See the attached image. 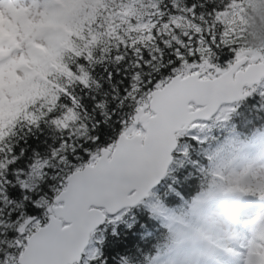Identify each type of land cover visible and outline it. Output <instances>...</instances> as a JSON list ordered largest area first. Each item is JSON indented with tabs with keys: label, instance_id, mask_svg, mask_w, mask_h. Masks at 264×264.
Listing matches in <instances>:
<instances>
[{
	"label": "snow or ice",
	"instance_id": "1",
	"mask_svg": "<svg viewBox=\"0 0 264 264\" xmlns=\"http://www.w3.org/2000/svg\"><path fill=\"white\" fill-rule=\"evenodd\" d=\"M25 2L39 19L8 56L0 28V88L7 60L33 100L0 91V264H199L179 244L205 193L183 189L242 150V128L264 157L246 0H93L81 19Z\"/></svg>",
	"mask_w": 264,
	"mask_h": 264
},
{
	"label": "rangeland",
	"instance_id": "2",
	"mask_svg": "<svg viewBox=\"0 0 264 264\" xmlns=\"http://www.w3.org/2000/svg\"><path fill=\"white\" fill-rule=\"evenodd\" d=\"M80 0H65L63 3L55 4L52 11L59 10L67 18L65 11L66 5L74 6ZM9 18H3L0 21V28L4 29L3 40L4 56H8L11 41L9 34L12 37L24 40L32 30L34 23L33 18L39 19L36 15L34 7L26 6V3H17L9 6ZM27 15V17H26ZM68 19V18H67ZM29 26L31 28H29ZM19 31L22 32L19 35ZM15 60L16 57H11ZM14 65L5 61V73L3 77L2 91L3 98L7 104H14L23 100V87L26 82H21L15 79L12 74ZM13 99L15 102L13 103ZM262 149L259 144H248L243 148V158L234 163L233 168H227L226 177L238 181L242 185L241 189L220 188L216 191L207 192L202 198L214 197L212 206H209L204 212L198 211L195 219L184 230L185 235L181 238L179 249L182 254L187 255L192 253L193 258L197 260L202 257L204 262L199 264H263L264 262V226L261 222L264 221V157L261 155ZM246 189H251L255 194H249ZM219 201H226L219 202ZM258 206L261 209L256 214L250 215L247 219L239 213L238 204ZM245 202V203H243ZM226 210H231L232 213L227 215ZM219 216L227 219L224 227L219 226ZM222 231V232H221ZM234 234V237H231ZM226 237L230 239L225 241L226 247L223 245L220 238ZM202 243H210L217 246L220 252L217 256H211L203 251H197V245ZM224 244V242H223ZM194 248V249H193ZM222 250V251H221ZM211 256V257H210ZM226 258L223 260L222 258ZM223 260V261H222ZM227 261V263H226Z\"/></svg>",
	"mask_w": 264,
	"mask_h": 264
},
{
	"label": "trees",
	"instance_id": "3",
	"mask_svg": "<svg viewBox=\"0 0 264 264\" xmlns=\"http://www.w3.org/2000/svg\"><path fill=\"white\" fill-rule=\"evenodd\" d=\"M93 0H80L78 3H76L74 6L67 5V12L69 15V19H81L85 15H89L92 13L93 9L90 7ZM131 2V0H130ZM247 5V19H246V28H247V34H246V40H245V47L247 50L251 52L259 51L261 49H264V0H246ZM87 9V11H86ZM145 13V9L143 7L139 8H130L129 14L130 15H143ZM97 15H99L98 12H96ZM101 19H104V17H101ZM23 91L25 92L23 94V100H20L14 104H7L6 106H10L13 109L18 108L21 111L33 100L26 99L25 96L27 93L31 91V88L29 84L27 83L25 87H23ZM38 97H33V99H36ZM9 117L6 115L5 119H8ZM254 127L264 128V123L254 125ZM242 131V140H244V143L247 142L248 134ZM251 131V130H249ZM224 133L217 129L216 131V140L210 141L212 147H216V145L223 144V137ZM239 148L241 147L238 146ZM236 151L233 149H230L227 146L223 147V150L218 158V161H213V167L208 170V173L203 177H197L196 180H194L192 183L188 184L184 189V194L186 197L191 199L198 191V189L202 192H207L210 190H214L221 186L223 183L229 184L231 182L228 179L227 182L224 178V173L222 170V165L226 166L229 165L230 162H232V155ZM239 156V154L237 153ZM227 160V161H226ZM222 174L223 177H218L217 173ZM236 183V182H234ZM163 238H165V234L161 232L159 229L153 230V236L152 241L159 242ZM168 243L171 245L177 241V235L176 233H173L167 237Z\"/></svg>",
	"mask_w": 264,
	"mask_h": 264
},
{
	"label": "bare ground",
	"instance_id": "4",
	"mask_svg": "<svg viewBox=\"0 0 264 264\" xmlns=\"http://www.w3.org/2000/svg\"><path fill=\"white\" fill-rule=\"evenodd\" d=\"M9 15H10V10H9V7H7L6 5H4V4H2V5H0V21L3 19V18H6V19H8L9 18ZM26 17H27V15H26ZM33 20L34 21H36V20H38L36 17L35 18H33ZM29 25L31 26V25H33V23L31 22V21H29ZM29 26V28H31ZM21 33L22 32H20L19 31V35H21ZM214 199V197H208V198H205V200H204V202H202V204H201V206H200V209H199V211H201V212H204L209 206H212V204L214 203V202H212V200ZM219 202H226V201H219ZM241 203V202H240ZM243 203H245V202H243ZM242 204V203H241ZM244 208H245V211L244 212H241V215L244 217V218H248L250 215H252V214H256L257 212H259V210L261 209L260 207H258V206H253V205H247V206H244ZM226 222H228L227 221V219H224V218H222V216H219V226H221V227H224L225 225H226ZM222 232V231H221ZM230 235H231V237H234V234H231L230 233ZM220 240L222 241L221 243H222V249H223V245H224V247H226L227 245H226V243H225V241L226 242H228L230 239H228V238H226V237H223V238H220ZM223 242H224V244H223ZM196 245H197V249H198V252L199 251H203V252H205L206 254H209V255H211V256H217V253L216 252H214L213 250H211V249H209V248H207L206 246L208 245V243H202L201 244V246L198 244V243H196ZM206 245V246H205ZM194 249V248H193ZM185 256H188V257H193L192 256V253H188L187 255H185ZM222 258V257H221ZM223 260H225L226 258H222ZM222 260V261H223ZM203 260H200L199 261V263H201ZM226 263H227V261H226ZM227 264H229V262L227 263ZM237 264H243L242 262H239V263H237ZM263 264H264V262H263Z\"/></svg>",
	"mask_w": 264,
	"mask_h": 264
}]
</instances>
